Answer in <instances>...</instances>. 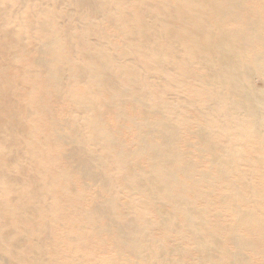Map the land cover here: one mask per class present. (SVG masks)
I'll use <instances>...</instances> for the list:
<instances>
[{
  "label": "bare ground",
  "instance_id": "bare-ground-1",
  "mask_svg": "<svg viewBox=\"0 0 264 264\" xmlns=\"http://www.w3.org/2000/svg\"><path fill=\"white\" fill-rule=\"evenodd\" d=\"M0 264H264V0H0Z\"/></svg>",
  "mask_w": 264,
  "mask_h": 264
},
{
  "label": "rangeland",
  "instance_id": "rangeland-1",
  "mask_svg": "<svg viewBox=\"0 0 264 264\" xmlns=\"http://www.w3.org/2000/svg\"><path fill=\"white\" fill-rule=\"evenodd\" d=\"M258 82H259V81L256 82V85H258L259 87H261L262 82H259V83H258Z\"/></svg>",
  "mask_w": 264,
  "mask_h": 264
}]
</instances>
